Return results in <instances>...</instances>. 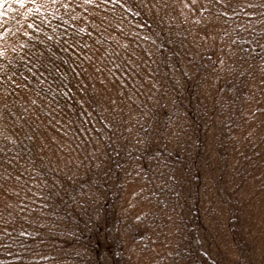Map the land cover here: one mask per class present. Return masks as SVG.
Wrapping results in <instances>:
<instances>
[{
	"label": "trees",
	"instance_id": "trees-1",
	"mask_svg": "<svg viewBox=\"0 0 264 264\" xmlns=\"http://www.w3.org/2000/svg\"><path fill=\"white\" fill-rule=\"evenodd\" d=\"M0 264H264V0H0Z\"/></svg>",
	"mask_w": 264,
	"mask_h": 264
}]
</instances>
